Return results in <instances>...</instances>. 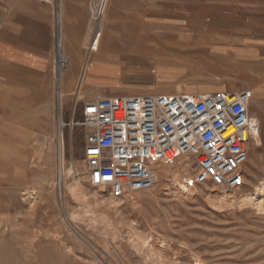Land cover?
I'll list each match as a JSON object with an SVG mask.
<instances>
[{
    "label": "rangeland",
    "instance_id": "rangeland-1",
    "mask_svg": "<svg viewBox=\"0 0 264 264\" xmlns=\"http://www.w3.org/2000/svg\"><path fill=\"white\" fill-rule=\"evenodd\" d=\"M122 2L126 7L123 22L104 28L98 51L116 53V57H102L89 73L84 84L95 88L97 96L85 94L84 99L125 93L112 91L114 85L141 90L175 83L193 90H250L260 141L250 148L244 185L233 194L252 191L264 176V0ZM72 12L75 20L82 13ZM85 14L88 22L87 4ZM83 34L84 28L72 38L79 44ZM85 51L81 46L77 71L84 64ZM156 52L178 56L167 57V64L154 63L153 58L159 57L154 56ZM52 64L53 47L45 89L51 107L57 88ZM77 83L76 75L72 88ZM81 100L74 102L73 97L63 103L65 122L81 118ZM45 119L47 130L41 122L8 119V129L25 134L0 130V147L8 158L0 159V264H264V206L255 208L248 200H217L210 183L186 198H177L165 186L114 198L106 187L104 193L97 192L99 186L82 174L83 178L69 179L71 189L61 188L59 195L53 180V111L48 109ZM85 133L81 126L64 128L65 165L73 160L86 168ZM32 136L51 143L53 183L46 190L47 200L28 202L21 189L33 184L25 176L33 154ZM15 155L22 163L20 171L12 166ZM64 210L74 211L72 221Z\"/></svg>",
    "mask_w": 264,
    "mask_h": 264
},
{
    "label": "built area",
    "instance_id": "built-area-1",
    "mask_svg": "<svg viewBox=\"0 0 264 264\" xmlns=\"http://www.w3.org/2000/svg\"><path fill=\"white\" fill-rule=\"evenodd\" d=\"M108 2L87 0L92 28L88 52H95L100 44ZM56 14L54 9L53 65L54 74L59 75L66 60L62 56ZM251 94L248 89H222L206 94L147 92L98 96L81 100V118L73 120L71 126L86 129L83 145L86 170L93 184L106 187L114 198L150 189L155 182L156 164L172 165L183 160L191 163V174L183 179L188 186L210 183L235 190L244 182ZM60 105L59 93H55V115L61 111L63 118ZM69 125L66 122L62 129L61 143L55 125L57 151L60 146L64 153V128ZM62 187L56 168L54 189L59 195Z\"/></svg>",
    "mask_w": 264,
    "mask_h": 264
},
{
    "label": "bare ground",
    "instance_id": "bare-ground-1",
    "mask_svg": "<svg viewBox=\"0 0 264 264\" xmlns=\"http://www.w3.org/2000/svg\"><path fill=\"white\" fill-rule=\"evenodd\" d=\"M43 1H49L50 2V0H43ZM124 8H126V7L123 6V4H121L119 2V0H109L108 4L106 6V9H105L103 18H102V26H101L102 30H104V28L106 26H108V25H115V23L119 22L120 20H122V22H123L122 18L124 17V15H123V9ZM51 11H53V10H51ZM62 14H63V11H61L60 9H57L56 16H57L58 23L60 22L59 24H60V33H61L62 56L66 60V65H65V69L63 71H61L59 73V75H55L56 74L55 65L52 64V66H51L52 75L54 76V78H58L57 79L58 80V85H57V88H55L54 92L55 93H59L60 102H61V105H60L61 109L63 107V103L68 101L69 98H73L74 97V102H76L78 100L84 99L85 98V94H88L90 96H97L96 89L93 88L88 83L84 84V81H86V78L89 75V73L90 72L92 73L94 68L97 67V65L100 62V59L102 57L105 56V58H106V56L108 57L110 55H113V56L116 57V53H111V52H107V53L105 52V53L98 54L99 47L101 48L100 44L97 47L95 52H88L87 51V49L89 47L90 35H91V32H92L91 24H90V22L88 20V22H86V25H85V28H84V34H83L84 36H82V40L79 42V45L84 46L86 48L85 58L83 59L84 64L78 69V71H77V69L73 68L74 66H72L73 64L71 63L70 55L68 53H66L65 48H64V44H63V38H62L63 28L61 26V21H62V18H63ZM126 15H128V14H126ZM134 24H132V25H134ZM52 32H53V30H52ZM101 39H103V38H101ZM101 39H100V43H101ZM67 41H68V39H67ZM116 45H118V44H116ZM114 47H115V45H114ZM109 48H111V47H109ZM111 50H112V48H111ZM119 52H120V50H119ZM158 55H159L160 58L159 57H154L153 58V62L154 63L167 64V62H168L167 60H169V59H167V57H177L178 56L177 54H169V53H165V52H156V53H154V56H158ZM79 60H81V55H80ZM54 71H55V74H54ZM76 75L78 77V83H77V86L74 85L75 88H72V83L74 82V77ZM52 78H51L50 81H53ZM47 84H49L48 81H47ZM50 86H51V83H50ZM52 88H53V86H52ZM113 88L114 89L112 91H118L119 90V92H122V91L125 92L122 95H132L133 93L139 94V93H144V92H146V93L147 92H151V93H158V92H175V93L186 92V93H198V94H206V93L211 92V91H208V90H206L204 88H198V89H195V90L186 89V88H183L182 85H178V84H175V83L164 84L162 86L160 85L159 87H155V86L151 87L150 86L148 88H143L141 90L138 89V88L120 87L118 85H114ZM136 90H139L141 92L137 93L138 91H136ZM48 91H47V93H48ZM215 91H217V90H215ZM6 93H8V92H6ZM42 96H45V94L42 95ZM101 96H103V95H101ZM44 100H45V98H44ZM46 100H48V99H46ZM71 100H73V99H71ZM38 101H39V98H38ZM253 103H254V98L251 97L250 104H249L250 121H249V126H248V132H249V135H250V142H249V148H248V158H247V162H246L245 166H247V164L249 163L250 158H251V150H250V148L253 145H256V143H258L260 141V122H259V117H258L257 113L254 112L253 108L251 110V107H253ZM35 104H36V102H35ZM47 105H48V107H47ZM47 105L46 106L45 105L41 106L40 107V112H41L42 115H45V117H47L48 109H50V111H53L55 125L57 126L56 127V131H57L56 135L58 137V141H60V143H61V133H62L63 127L66 125V122L61 117L62 116L61 111L57 112L56 115H55L54 102L52 104V107H51V105L49 103ZM24 108L26 110H28L29 106L26 105V106H24ZM32 111H33V109H32ZM6 112H7V110H6ZM6 112L3 113V114L5 115ZM33 115H34V113H33ZM38 115L39 114H37L36 117H38ZM22 117H24V115ZM41 117H44V116H41ZM72 121H73V117H72ZM72 121L69 122V124H70L69 126L70 127H72L71 126ZM36 122L38 123V121H36ZM45 122H41L42 124H40V125L43 126L42 127L43 129L47 130L49 128H48V124L45 123ZM6 126H7V119L2 115V116H0V130H11L12 132H17V133L20 132L21 134H25V132H23V131H17L16 128H12L11 127L10 129H8V127H6ZM32 137L33 138L31 140V142H29V143H30V145L33 146V154L30 157L29 161L27 162L26 173L25 172L24 173H25V176L28 179H30L33 184H28V185L24 186L21 189V195L23 196V199L25 201H28V202L35 201L38 198H40L41 200H47L46 190H47V188L51 187V185L53 183V181H52V183L50 182V179H51V167L53 165V155L51 153V143L49 141H47L46 139H44V138H42L40 141H38L37 137H34V136H32ZM70 138H71V140L73 139L72 134H71ZM56 146L57 145L55 143V147ZM4 152H5V150L2 147H0V159L7 160L8 158L4 156ZM13 159L14 160H13L12 163H15L17 165L19 164L21 166L22 163H21V161L19 159V155H15L13 157ZM189 161L190 160H183V162H180L178 164H172V165L156 164V166H155V168H156V170H155V173H156L155 182H154L153 186L150 189H147V190H144V191H149V190L153 189L154 187L165 186L166 190L168 189V191H172V192H174V194L176 193L177 194V198H178V196H179V198H186V197H191L195 193V191L197 190V188L199 186L209 185V183H204V184H193L191 186H188L184 182L183 179L186 176L191 174V171L189 170V167H190L191 163ZM56 168L60 172L61 180L63 181V187H62L63 189H66V190L67 189H71L72 186L70 184L69 179H75L79 175H80L81 178L85 177L86 180L88 179L90 182L93 183L89 172L86 170V168L81 167V164L77 165L72 160V161H69L67 163V165H65V155L63 153V150L60 148V146L58 147V151L55 148V164H54L55 171H56ZM82 174H84L83 177L81 176ZM54 179H55V173H54ZM245 179H246V174H245V171H244V182H245ZM72 181H75V180H72ZM244 182H243L242 185H244ZM212 188L218 194L217 195V197H218L217 200H220V201H229V200H232V199H234V200L235 199H237V200H248V202H250L252 206H255V208L257 207L258 209H260V208H262L264 206V176L257 180V182L255 184V188L252 191H250V192H248L246 194L238 195L236 197L234 196L235 192L233 194V190H226V189H223L222 187H219V186H216V185H213ZM97 192L104 193L105 192V187L104 186H99V188L97 189ZM203 192H205V190ZM131 193L134 194V192H131ZM125 195L126 196L127 195L132 196V195H130L128 193L125 194ZM259 196H260V198H259ZM110 201H112V200H110ZM73 212L68 211V210H64V214H65V216H66L68 221H72L73 220V218H74ZM160 242L162 244H165V245H162L163 247L166 246V242L164 241L163 238L160 240Z\"/></svg>",
    "mask_w": 264,
    "mask_h": 264
},
{
    "label": "crops",
    "instance_id": "crops-1",
    "mask_svg": "<svg viewBox=\"0 0 264 264\" xmlns=\"http://www.w3.org/2000/svg\"><path fill=\"white\" fill-rule=\"evenodd\" d=\"M119 2L123 4L122 0ZM86 4L87 0H54L53 3L43 0H0V91H3L0 92V110L6 119L13 122L44 121L45 115L41 114L40 107L47 105L45 89L49 81L53 43L51 10L60 8L63 11V44L76 69L81 46L72 37L75 32L85 28ZM73 9L82 12L76 20ZM26 105L29 106L28 110L24 108ZM12 166L18 171L22 169L19 164Z\"/></svg>",
    "mask_w": 264,
    "mask_h": 264
},
{
    "label": "snow or ice",
    "instance_id": "snow-or-ice-1",
    "mask_svg": "<svg viewBox=\"0 0 264 264\" xmlns=\"http://www.w3.org/2000/svg\"><path fill=\"white\" fill-rule=\"evenodd\" d=\"M90 111H94V109H90ZM106 179H111V178L110 177H106ZM237 182L239 183V181H237Z\"/></svg>",
    "mask_w": 264,
    "mask_h": 264
}]
</instances>
